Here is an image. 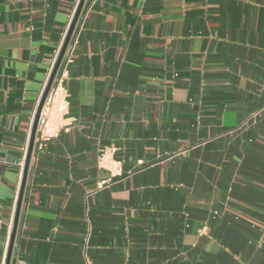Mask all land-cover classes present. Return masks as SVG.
I'll list each match as a JSON object with an SVG mask.
<instances>
[{
  "label": "crops",
  "instance_id": "crops-1",
  "mask_svg": "<svg viewBox=\"0 0 264 264\" xmlns=\"http://www.w3.org/2000/svg\"><path fill=\"white\" fill-rule=\"evenodd\" d=\"M77 5L0 0V264ZM65 63L9 264H264V0H84Z\"/></svg>",
  "mask_w": 264,
  "mask_h": 264
},
{
  "label": "built area",
  "instance_id": "built-area-1",
  "mask_svg": "<svg viewBox=\"0 0 264 264\" xmlns=\"http://www.w3.org/2000/svg\"><path fill=\"white\" fill-rule=\"evenodd\" d=\"M67 30L68 28L63 34L62 40L54 54L48 76L51 75L55 66L66 37ZM66 68V63L60 65V68L56 71L52 83L44 97L36 124L34 144L35 153L41 151L49 141L56 138L61 132L67 131L70 127V117H68V94L64 87V81L67 78ZM110 155L111 151L103 149L98 156V165L108 170L112 176H120L122 174V169L119 163L114 161ZM103 187L104 182H97V188Z\"/></svg>",
  "mask_w": 264,
  "mask_h": 264
},
{
  "label": "water",
  "instance_id": "water-1",
  "mask_svg": "<svg viewBox=\"0 0 264 264\" xmlns=\"http://www.w3.org/2000/svg\"><path fill=\"white\" fill-rule=\"evenodd\" d=\"M83 2H84V0H79V2H78L77 8H76L75 13H74V16H73V18H72V20H71V22L69 24V27H68V30H67V34H66V37L64 39L61 51L59 53V56H58L57 61L55 63V66H54V68H53V70L51 72V75H50V77L48 79V82H47V84H46V86H45V88H44V90L42 92V95L40 97V100L38 102V106H37V109H36V112H35L34 121H33V127H32V133H31V139H30L28 152H27V157H26L25 170H24V175H23V178H22L21 192H20L19 202H18L17 207H16V215H15V220H14V227H13V231H12V234H11V237H10V240H9V245H8V254H7V258H6V264H9V261H10V256H11V251H12V244H13L14 234H15V229H16V222H17L18 212H19V207H20V198H21L23 187H24V181H25V177H26V168H27L28 160L30 158V154H31V150H32L34 133H35V130H36V124H37L39 112H40L44 97H45V95H46V93H47V91H48V89H49V87H50V85L52 83L54 75H55V73H56V71H57V69H58V67L60 65V62H61L62 57H63V54H64V52L66 50V47H67L68 42L70 40L71 34L73 32L75 23L77 21V18L79 16L80 11H81Z\"/></svg>",
  "mask_w": 264,
  "mask_h": 264
}]
</instances>
